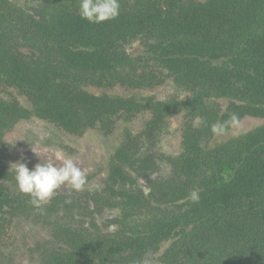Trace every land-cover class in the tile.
Here are the masks:
<instances>
[{
    "label": "trees",
    "instance_id": "trees-1",
    "mask_svg": "<svg viewBox=\"0 0 264 264\" xmlns=\"http://www.w3.org/2000/svg\"><path fill=\"white\" fill-rule=\"evenodd\" d=\"M120 4L117 19L90 24L79 16L78 0H40L35 7L0 0V81L32 105L0 98V140L33 116L83 134L119 113H151L140 132L123 133L104 191L91 196L88 220L75 218L58 197L41 214L6 166L0 167V213L53 226L57 247L40 264H144L165 244L159 264H264V125L204 144L219 121L211 99L237 102L223 122L233 114L264 117V0ZM138 40L188 99L157 102L86 89L162 82L139 72L148 61L128 53ZM178 110L203 122L188 125L182 151L169 155L160 143ZM163 164L167 175L159 174Z\"/></svg>",
    "mask_w": 264,
    "mask_h": 264
},
{
    "label": "rangeland",
    "instance_id": "rangeland-1",
    "mask_svg": "<svg viewBox=\"0 0 264 264\" xmlns=\"http://www.w3.org/2000/svg\"><path fill=\"white\" fill-rule=\"evenodd\" d=\"M11 1L24 7H35L40 3V0ZM197 1L206 2L208 0ZM146 44L145 40H138L129 46L128 53L133 58H144L148 61L147 64L142 65L139 72L153 73L157 78H162V82L141 88L117 83L106 89L86 85V89L94 93L106 92L124 97L147 98L157 102L170 100L182 102L188 99L189 94L179 89L171 79L162 75L156 64L149 59ZM0 98L6 101L15 100L25 107L32 108L23 91L2 81H0ZM233 103L237 102L227 98L209 101V107L218 114L219 123H223L221 118ZM197 118L200 117L185 110L174 112L168 119L167 131L161 139L162 152L169 155L179 154L182 151L183 134L186 127L190 124L201 125ZM150 119V111L136 114L119 113L109 118L105 126L99 125L83 134H73L54 122L33 116L29 120L19 122L0 140V167L6 166L12 169L11 165L17 161H26L29 169L40 162L42 164L52 162L59 167L62 159H73L77 166L86 172L87 184L79 192L71 190L68 185L61 186L51 200L58 197L67 204V210L75 218L88 220L93 210L91 196L104 191L110 163L123 133L126 130L140 132ZM263 125L264 117L245 116L237 119L234 124L229 123L223 133L212 134L204 144L213 145L225 142ZM168 171L167 165L163 164L159 174L167 175ZM108 212L105 210L103 215H109ZM168 245H163L159 253L150 255L144 264H159V258ZM56 247L53 226L11 211L0 213V264H40L44 254Z\"/></svg>",
    "mask_w": 264,
    "mask_h": 264
},
{
    "label": "clouds",
    "instance_id": "clouds-1",
    "mask_svg": "<svg viewBox=\"0 0 264 264\" xmlns=\"http://www.w3.org/2000/svg\"><path fill=\"white\" fill-rule=\"evenodd\" d=\"M121 10L120 0H78V13L82 20L90 24H102L119 17ZM203 122V118H197ZM237 117L233 114L230 121L213 123L211 131L213 134H221L229 123H235ZM14 171V179L20 193L28 197V203L36 208L51 200L53 195L61 186L68 185L76 192L82 191L88 182L86 172L78 167L73 159H62L59 167L52 162L36 163L29 169L26 161H17L11 165ZM193 202L199 201L196 192L191 194Z\"/></svg>",
    "mask_w": 264,
    "mask_h": 264
}]
</instances>
